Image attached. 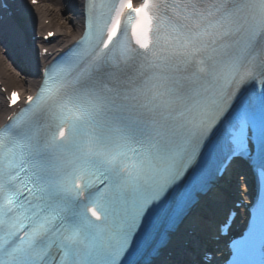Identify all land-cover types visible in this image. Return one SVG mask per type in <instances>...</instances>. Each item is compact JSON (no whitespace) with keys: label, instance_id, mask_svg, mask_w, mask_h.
Listing matches in <instances>:
<instances>
[{"label":"snow or ice","instance_id":"snow-or-ice-1","mask_svg":"<svg viewBox=\"0 0 264 264\" xmlns=\"http://www.w3.org/2000/svg\"><path fill=\"white\" fill-rule=\"evenodd\" d=\"M84 8L0 128V264H208L169 234L238 163L258 191L218 264H264V0Z\"/></svg>","mask_w":264,"mask_h":264},{"label":"bare ground","instance_id":"bare-ground-1","mask_svg":"<svg viewBox=\"0 0 264 264\" xmlns=\"http://www.w3.org/2000/svg\"><path fill=\"white\" fill-rule=\"evenodd\" d=\"M8 5L11 7L13 2L11 0H6ZM18 1H22L23 5H25L24 11L27 12V14H29L30 16H34V19L32 20L33 22V26H43L44 28H48V26H45L43 24V22L45 21V19H50L51 21H54L55 25L54 28L57 31V37L56 39L51 43V46L54 49H63L64 47H66L69 43H71L79 34V31L81 29V24L79 25V23H77L75 21V15H72V19L74 20V23H68L66 21H64L63 17H60V13L59 11L62 10V3L61 0L57 1L55 0V4H54V8L53 9H49V3L46 2L45 0H41V3L37 6H31L29 4V1H25V0H18ZM74 1L77 5L78 2L77 0H72ZM74 3V8H72L73 12L76 13V9L78 8V6ZM13 7V6H12ZM9 9H4L3 13L8 12ZM32 11V12H31ZM18 15V14H16ZM21 18V17H20ZM25 19V17H23ZM12 20L10 18H6L4 16V19L0 22V29L1 32L3 34V36L6 39V47L9 50V54H1L0 53V76L1 79L3 80V84L7 87V88H11V87H19L21 89H27L29 86V82H24L23 81V77L21 75V69L19 71V67H21L22 65H20L19 62H21V58L22 60H24L25 62L28 61L26 63V65L28 66L29 69H31V71L33 70V60L30 59L29 55H25L21 56L20 53L21 52H17L16 51V46L13 47V50L11 48V46H13L14 42L16 41L17 43H19V41H21L23 43V39L21 38V34L20 33H16L14 30V26L12 25ZM28 26V25H27ZM28 31H31V26L29 25L27 27ZM37 29V28H36ZM18 37V38H17ZM18 39V40H17ZM10 45V46H9ZM25 52H27L26 50H24ZM16 52L18 53V55L16 54ZM32 66V67H31ZM32 73H34L32 71ZM33 75V74H32ZM3 102V103H2ZM2 103V104H1ZM4 100L2 98V95L0 93V122L3 120L4 118V114H5V107H4ZM237 169H230L228 171L227 174H225L226 179L223 181L222 184V188L221 189H217L215 190V193L213 194V204H214V209L216 211H223L228 203H230L231 201L234 200V196L237 195L235 189L231 187V185L234 184V180L236 179L235 177H237ZM244 195L245 198L248 200L247 198V185H244ZM204 208V210H207V206L203 205L202 206ZM213 212L210 214L212 215ZM194 216V215H193ZM190 217V219L185 220L182 225L180 230L176 233V235L174 234L172 236V239L169 241V245H168V249L170 250H174L177 251L178 249H182L184 244L181 243V239H191V235H189L188 233V229L189 226L194 223L197 222L195 221L196 219H199L203 222L210 220V216H207L206 219L202 216V215H197L195 217ZM208 223V222H205ZM201 228V227H200ZM199 228V229H200ZM206 228L205 226L202 227V229ZM202 231L203 230H198L194 236L196 238V240H192L191 245L192 246H197L198 243V237H203L202 236ZM200 235V236H198ZM200 243V242H199ZM167 249V250H168ZM185 249V250H184ZM183 251H189L190 249L188 248H184Z\"/></svg>","mask_w":264,"mask_h":264},{"label":"rangeland","instance_id":"rangeland-1","mask_svg":"<svg viewBox=\"0 0 264 264\" xmlns=\"http://www.w3.org/2000/svg\"><path fill=\"white\" fill-rule=\"evenodd\" d=\"M48 1V0H47ZM54 1L55 0H50V1H48L49 2V9H50V7L52 8V5L51 4H53L54 3ZM59 15H60V17H63L64 18V21H66L67 22V24L69 23H72V14H70V12H69V10L68 9H65V8H63L62 10H60L59 11Z\"/></svg>","mask_w":264,"mask_h":264}]
</instances>
